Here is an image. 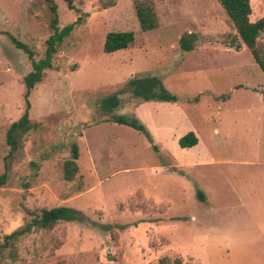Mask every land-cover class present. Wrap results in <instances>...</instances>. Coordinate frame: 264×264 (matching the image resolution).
I'll return each instance as SVG.
<instances>
[{
	"label": "rangeland",
	"instance_id": "1",
	"mask_svg": "<svg viewBox=\"0 0 264 264\" xmlns=\"http://www.w3.org/2000/svg\"><path fill=\"white\" fill-rule=\"evenodd\" d=\"M53 1L58 27L73 28L28 96L32 127L0 186V244L43 209L81 215L9 240L0 264H264V75L244 45L229 46L236 31L219 2ZM138 2L154 8L156 28L141 29ZM250 7L251 21L264 14L262 0ZM52 17L45 0H0V174L31 70L9 34L37 60ZM112 31H132L133 43L104 52ZM187 33L193 48L183 50ZM257 42L264 46V31ZM148 75L176 100L133 96L128 81ZM114 92L118 107L101 111L100 99ZM146 102L148 122L136 111ZM113 115L137 119L150 139ZM193 128L200 144L180 147L173 135ZM73 144L78 170L65 180Z\"/></svg>",
	"mask_w": 264,
	"mask_h": 264
},
{
	"label": "trees",
	"instance_id": "2",
	"mask_svg": "<svg viewBox=\"0 0 264 264\" xmlns=\"http://www.w3.org/2000/svg\"><path fill=\"white\" fill-rule=\"evenodd\" d=\"M49 4V9L53 13L50 19L49 26L52 33L45 40V51L43 57L39 59L33 58V52L28 46L9 34L11 41L16 48L23 50L31 63V70L23 77L25 85L24 91V110L22 115L13 121L6 130V143L8 145V152L4 157V172L0 174V186L4 185L7 180V171L10 168L11 161L15 158L16 153L21 148V138L27 133L31 127L32 122L29 118L30 103L28 96L33 87L42 79L44 70L52 67V60L54 54L57 52L58 45L68 36L73 28V23L59 28L56 14V4L53 0H45ZM67 5L71 7V0H65ZM223 8L228 19L231 21L236 36L229 42V46L240 48L244 45L251 53L254 61L264 75V46H260L257 42L259 35L264 31V14L254 21H251L249 16L251 13L250 0H217ZM263 9H264V0ZM136 15L142 30H149L156 28L157 16L152 6L138 2L135 3ZM191 33L184 34L180 37V47L183 50H190L193 48ZM134 41V34L132 31H112L105 36L103 50L110 53L120 49L128 48ZM127 85L130 87L132 95L144 100H176V96L168 93L161 85L159 78L153 75L132 77ZM119 105L118 93L114 92L108 94L100 99L99 107L103 112H112ZM112 121L120 124L128 125L138 131L143 132L149 139L150 134L144 124L137 119L128 120L120 115H113ZM180 147H192L197 144V137L193 131H188L178 139ZM78 158L77 146L73 144V151L70 158L63 162V178L65 180H72L78 170L76 159ZM201 198H204L202 193H198ZM81 212L68 206H54L48 209H43L39 215L33 216L32 219L24 226L13 230L4 236L3 244H0V257L4 245L9 240H15L20 235L30 232L33 228L47 229L58 223L59 221H76L79 220ZM166 258L159 260V264H168ZM177 264V262H174Z\"/></svg>",
	"mask_w": 264,
	"mask_h": 264
},
{
	"label": "crops",
	"instance_id": "3",
	"mask_svg": "<svg viewBox=\"0 0 264 264\" xmlns=\"http://www.w3.org/2000/svg\"><path fill=\"white\" fill-rule=\"evenodd\" d=\"M263 102H264V99H263ZM142 106H143L144 108L141 109ZM147 108H148V105H147V102H146V103L140 105L139 107H137V109H136V111L138 112V115L140 116V118H141L142 120H145V122H148V120H149L150 117L152 116V115L150 114V111H149ZM111 121H112V120H111ZM146 124H147V126H148V128H149V131H151V133H154V128H153L151 125H148L149 123H146ZM186 130H189V128L186 129ZM186 130H185L184 132H182V134L185 133ZM192 131L194 132V134H195L196 137H197V144L194 145V146H192V148H193V147L197 146L198 144H200V137H199L198 133L196 132L195 128H193ZM180 136H181V133L174 134V135H173L174 141L177 142V140H178V138H179ZM184 148H189V147H184ZM190 148H191V147H190ZM89 155H90V154H89ZM76 160H78V158H77ZM261 165L264 166V162H263V164H261ZM247 189H248V188L245 187L244 192L247 191L248 194L251 193V190H250V189L247 190ZM258 191H259V194H258V196H259V200H258L257 203L259 204L261 210H263V209H264V174L260 176V179H259V185H258ZM203 196H204V195H203Z\"/></svg>",
	"mask_w": 264,
	"mask_h": 264
}]
</instances>
